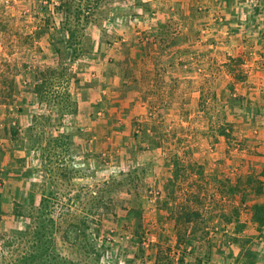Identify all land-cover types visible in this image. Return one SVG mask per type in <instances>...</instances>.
Returning a JSON list of instances; mask_svg holds the SVG:
<instances>
[{
    "label": "rangeland",
    "instance_id": "1",
    "mask_svg": "<svg viewBox=\"0 0 264 264\" xmlns=\"http://www.w3.org/2000/svg\"><path fill=\"white\" fill-rule=\"evenodd\" d=\"M62 1L31 0V9L22 8V15L0 7V32H6L7 45V53L0 55V77L10 88L0 92V100L7 98L0 110V264L15 263L41 243L56 254L48 264H181V258L184 264H206L214 246L228 242L227 234L234 236L232 224L248 194L238 184L222 181L225 197H220L204 182L203 164L196 159L208 161L205 156L217 149L221 135L227 170L235 171V155L243 145L222 115L225 106L228 111L241 104V97L228 91L220 99L226 103H219L212 86L196 107L199 116L189 119L187 105L174 107L179 119L167 115L168 104L160 105L147 121L154 133L149 145L162 148L159 157L142 160V119L134 120L135 150L130 151L132 140L125 138L128 143L107 152L106 144L94 143L77 127L76 101L89 92L96 64L105 59L120 77L116 99L142 101V81L128 77L132 69L142 71V57L139 52L132 57L130 48H142V21H149L150 33L159 17L177 12L153 9L150 0H69L72 8L66 11L59 8ZM30 15L45 23L42 33L49 26L61 52L50 37L48 53L14 49L13 33L20 42L25 35L20 16ZM18 78L21 82L14 86ZM158 163L165 167L162 179L156 178ZM240 194L242 204L235 202ZM22 232L27 237L19 243Z\"/></svg>",
    "mask_w": 264,
    "mask_h": 264
},
{
    "label": "crops",
    "instance_id": "2",
    "mask_svg": "<svg viewBox=\"0 0 264 264\" xmlns=\"http://www.w3.org/2000/svg\"><path fill=\"white\" fill-rule=\"evenodd\" d=\"M30 1L15 0L12 6L0 7H12L13 14L22 15L24 11L22 8L31 9ZM169 2L150 0L149 4L153 9L165 11L169 7L173 11L176 9L177 14L171 18L159 17L155 22L157 27L150 33L146 31L148 28L146 22L149 21H142V48H130L132 57H136L137 52L142 57V71L132 69L131 75L128 76L132 81H142V101L136 97L137 99L131 98L127 104L126 99H116L117 95H121V90L115 88V81L120 78L116 77L118 71L116 73L115 66L108 60L99 61L96 64L98 77L89 79L90 83H87L89 92L78 97L76 101L77 116L80 118L77 127L88 132L94 143H99L102 147L106 144L109 152L115 150L116 146L128 143L129 140H124L125 138L132 140L137 126L134 120L142 119L144 136L142 160H146L151 159L153 154L159 157V152L162 151L161 147H150L149 144L152 143L148 137H154V133L148 128L147 123L155 117L158 112L156 109L160 105H169L167 115L173 116V119L180 118L174 107L187 105L189 119L199 116L196 107L205 101L206 93L212 86L213 94H216L219 103H226V100L220 99L228 91L230 96L241 97V104L228 107V111L225 106V113L222 115L224 117L226 115L233 123L234 134L240 137L243 145L242 152L235 155V171L227 170L229 163L221 135L216 145L217 149L205 156L208 161H205V158L203 161L196 159L203 164L204 182H208L209 186L212 184L220 197L224 195L221 194L222 181L238 184L248 194L247 199L243 194L235 196V202L237 199L240 204L244 199L246 201L243 203L244 207L240 209L238 221L232 224L234 236L227 234L226 237L230 239L228 242L220 240L218 245L214 246L213 255L206 264H264V223L260 225L254 219L253 209L256 203H264V0ZM35 17L20 16L22 25L26 26L21 27L25 35L21 37V42L15 32L11 38V41L16 43L14 49H18L22 54L32 52L44 54L51 50L49 43L51 29L49 28L47 33H42L44 23ZM153 19L155 18H150L151 21ZM166 25H171L170 32H166ZM199 25L204 27L201 30L205 29L206 34L197 32ZM5 33L0 32L2 56L7 53V45L3 38ZM221 57L224 59L221 60ZM168 60H171L170 64L166 65ZM232 60H239L242 63H231ZM239 74L243 77L238 78ZM133 75L134 79L130 78ZM16 80L21 82L19 78L15 79L14 86H17ZM1 90L4 93L10 90L8 85L2 83V77L0 92ZM129 93L130 91L127 92ZM132 93L137 95L136 91ZM6 105L7 98H2L0 110ZM134 144L132 140L130 151L135 150ZM212 157L215 162L211 161ZM164 169V165L158 163L156 178H163ZM226 171L231 179H226ZM258 186L260 191L256 190ZM238 223H242L239 228L236 225ZM246 241H249L248 244ZM250 249L254 252L251 259L247 255V250Z\"/></svg>",
    "mask_w": 264,
    "mask_h": 264
},
{
    "label": "trees",
    "instance_id": "3",
    "mask_svg": "<svg viewBox=\"0 0 264 264\" xmlns=\"http://www.w3.org/2000/svg\"><path fill=\"white\" fill-rule=\"evenodd\" d=\"M59 8L68 11L69 9L72 8V4L69 2V0H64V1H62L60 3ZM81 8L82 7H79V9H78L79 12H80ZM65 18H66V20L68 19V17H65ZM45 28H46V30L44 32H46V33L49 32V26H46ZM52 34L53 33L49 32V35H50V38H51V40H50L51 44L54 42L53 38H52ZM74 35L75 34L73 33V36ZM70 44H72V43H70ZM54 47H55V50L58 53L61 52L62 48H60V45H58L56 41L54 42ZM69 47H70L69 45H66L67 50H69ZM67 54H70L69 51H67ZM241 77H243V76H238V78H241ZM248 182L249 183L251 182L250 179L248 180ZM256 190L260 191V187L258 186L256 188ZM253 209H254V219L256 221H258L260 225H262L264 223V203H256L253 206ZM42 236H44V233H42L41 237ZM25 237H27V236L24 235L23 232L20 233V235L17 237L18 238V242L19 243L23 242L26 239ZM38 239H40V237ZM13 245H14V242L10 244V246H13ZM247 255L251 259L254 256L253 250L250 249L249 253ZM54 256H56V254L53 253V251L51 249V246L41 243L40 245L39 244L36 245V250L34 252H31V253H28L27 255L22 256L23 258L21 257L20 259H18L13 264H32L34 262H35V264H45V263L48 264V263H50V261L52 262V260H53L52 258ZM180 260H181L180 263L184 264V259L181 258ZM187 264H193V263L190 262V263H187Z\"/></svg>",
    "mask_w": 264,
    "mask_h": 264
},
{
    "label": "built area",
    "instance_id": "4",
    "mask_svg": "<svg viewBox=\"0 0 264 264\" xmlns=\"http://www.w3.org/2000/svg\"><path fill=\"white\" fill-rule=\"evenodd\" d=\"M15 0H0V6H10Z\"/></svg>",
    "mask_w": 264,
    "mask_h": 264
}]
</instances>
